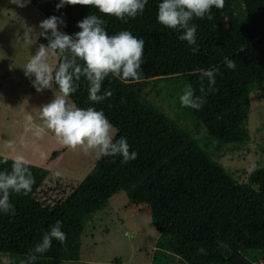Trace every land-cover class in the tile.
<instances>
[{"label": "trees", "instance_id": "16d2710c", "mask_svg": "<svg viewBox=\"0 0 264 264\" xmlns=\"http://www.w3.org/2000/svg\"><path fill=\"white\" fill-rule=\"evenodd\" d=\"M162 0H148L142 14L123 22L101 14L94 6L61 4V0H30L45 17L61 18V31L74 35L78 22L89 15L104 21L109 35L129 31L145 41L143 79H106L103 90L112 96L99 104L88 101L83 79L68 99L80 108L103 111L113 125L114 138L123 136L138 158L121 164V157H97L91 169L69 192L55 199L38 194L48 170L27 162L35 184L28 195L11 193L16 214L0 212V253L8 264H26L28 253L56 221H62L68 236L65 248L53 240L52 249L39 255L35 264H85L80 260V235L84 216L122 191L129 203L146 205L158 232L152 264H258L264 261V163L252 170L246 181L234 179L201 144L190 129L167 115L147 98L149 78L169 81L170 100L180 103L184 85L199 93L198 68L220 69L218 91L209 94L201 110L183 107L184 116L205 127L214 148L248 139L250 93L264 87V0H226L225 8H213V20L194 19L197 44L181 41V32L158 22ZM39 45L48 44L41 35ZM50 34V33H49ZM236 61L227 69L224 57ZM62 57L57 53L53 68ZM207 82L205 81V84ZM58 90V85H53ZM216 152V151H215ZM57 154L54 150L51 156ZM7 159L8 163L2 161ZM15 158L0 155V171H11ZM224 241L230 252L217 248ZM204 247L207 254L198 255Z\"/></svg>", "mask_w": 264, "mask_h": 264}, {"label": "clouds", "instance_id": "9594fccd", "mask_svg": "<svg viewBox=\"0 0 264 264\" xmlns=\"http://www.w3.org/2000/svg\"><path fill=\"white\" fill-rule=\"evenodd\" d=\"M19 7H25L30 0H12ZM226 0H162L158 5V22L169 29L181 32V41L188 45L197 44V25L194 19L213 20V8L223 10ZM65 4L94 6L101 14L113 16L123 22L128 18L135 19L145 10L148 0H61ZM65 22L58 17H50L41 22L43 35L48 44H41L35 55L24 66L25 75L33 79L32 85L37 92L52 89L54 99L41 108L43 127L35 130L36 136H42L44 129L50 130L67 147L80 149L85 154L95 151L99 157H121V164H127L138 158V153L130 151L126 137L114 138L113 125L104 112L95 107L80 108L69 102L83 79L88 85V101L99 104L112 96V91L103 90L106 79L121 81H140L143 79V53L145 41L138 39L129 31L109 35L104 21L97 15H89L78 22L81 31L68 35L60 30L59 25ZM50 33V34H49ZM30 37L25 33V38ZM59 53L62 61L57 68L49 64V57ZM227 69L235 70L236 61L224 57ZM199 93L191 83L184 85L179 97L182 107L201 110L209 94L218 91L216 88L220 69L198 68ZM205 81L207 82L205 84ZM4 164L8 163L5 159ZM35 184V178L23 156L16 157L11 164V171H0V212L15 215L11 203V193L28 195ZM62 221H56L43 234L40 241L28 253L26 264H35L39 255L52 249L53 240L67 247L68 236L62 231ZM217 248L230 252V246L224 241H216ZM198 255L207 254V249H197Z\"/></svg>", "mask_w": 264, "mask_h": 264}, {"label": "rangeland", "instance_id": "374dc122", "mask_svg": "<svg viewBox=\"0 0 264 264\" xmlns=\"http://www.w3.org/2000/svg\"><path fill=\"white\" fill-rule=\"evenodd\" d=\"M44 20V15L31 3L25 7H19L12 0H0L1 103L5 100H15V92L12 88L16 87L20 79L24 84L27 83L24 78V66L40 47L37 36L41 22ZM26 32L30 34L28 39L25 38ZM56 58L57 54L49 57L48 62L52 67ZM13 70L17 73L16 83L10 82V78L3 80V76L7 77V74L11 76ZM149 81L144 89L147 98L167 115L190 129L201 144L208 142L207 147L214 152L216 160L234 179L246 181L250 172L264 163V87H257L250 93L248 139L238 147L224 144L214 148L212 141L208 140L205 127L185 117L181 103L176 104L174 100L169 99L167 96V92H171L169 81L157 77L149 78ZM3 89H6L5 95H1ZM55 91L57 90L52 88V93L47 92L49 101L46 104L55 98ZM7 94L8 98L5 97ZM28 100L34 106L33 99L28 98ZM69 102L72 103L70 100ZM13 110H17L15 105ZM32 112L34 113L35 110L32 109ZM7 115H9L8 112ZM19 134L22 135L19 138V143H21L19 149L22 151L18 152L24 154L34 152L44 159L52 150L58 151L59 149L54 135L38 137L33 131L30 130L27 134L23 129L19 130ZM27 137L30 141L25 144ZM53 145L55 147L51 151H44L46 147L50 148ZM71 152L68 151L65 154L68 160L55 164L56 169L68 166L69 171L55 175L52 172L51 177L48 176L41 183L38 190L39 195L44 197L46 193L51 199L62 197L83 178L82 176L86 173L85 166L83 169L70 170L80 163L76 154H71ZM157 236L158 232L150 220L146 205L136 206L129 203L125 193L119 191L113 194L103 207L84 216L80 235V260L85 264H152L151 258ZM0 264H8L7 254L0 253ZM259 264H264V261Z\"/></svg>", "mask_w": 264, "mask_h": 264}, {"label": "crops", "instance_id": "0c3cea01", "mask_svg": "<svg viewBox=\"0 0 264 264\" xmlns=\"http://www.w3.org/2000/svg\"><path fill=\"white\" fill-rule=\"evenodd\" d=\"M57 59V58H56ZM54 66V64H53ZM16 75L17 73L13 70L12 75L10 76L7 74V77L3 76V80L11 79L10 82L16 83ZM24 78L27 80V83L24 84L21 79L19 80V85L17 84L16 87H13L15 92V100H5L0 105V155L10 156L12 158H16L18 156H23L26 162L42 166L48 170V174L46 175L45 179L52 174V172L55 174H61L64 172L69 171L68 166L63 168L56 169V163L60 161H66L67 156L65 155L68 151H72L71 154H76V157L80 159V163L72 167L70 170L73 169H83L84 166L86 168V173L91 169L93 166L97 154L95 151H90L89 153L85 154L82 150L78 149H71L67 146H65L50 130H47L46 128L43 131L42 137H52L54 135L56 137L55 143L59 147L57 154L54 156H51V149L55 147L54 145L49 147H46L44 151H51L49 155H47L44 159L41 158L38 154L36 155L34 152L24 154L21 149H19V138H21L19 134V130L23 129L24 132L27 134L29 131H33L35 133V130L37 128L43 127V120L41 119V108L49 101V98L47 96V92L52 93V89H46L43 92H37L36 89L32 85V80L35 79V77H27L26 75ZM55 89V87L53 86ZM56 90V89H55ZM6 94V89H3L1 95ZM8 94L5 96L6 98ZM33 99L34 106H32L31 102H28V98ZM70 100V99H69ZM14 105L16 106L17 110H13ZM32 109L35 110V112H32ZM7 112L9 115H7ZM16 136H13V135ZM20 136V137H19ZM25 137V136H23ZM30 139L25 140V144H28ZM96 157V158H91ZM47 158V159H46ZM93 159V161H92ZM46 160V161H45ZM45 162V163H44ZM68 167V168H67ZM85 173V174H86ZM84 174V175H85ZM83 175V176H84ZM60 176V175H59ZM82 176V177H83ZM51 177V176H50ZM44 179V180H45Z\"/></svg>", "mask_w": 264, "mask_h": 264}, {"label": "bare ground", "instance_id": "6f19581e", "mask_svg": "<svg viewBox=\"0 0 264 264\" xmlns=\"http://www.w3.org/2000/svg\"><path fill=\"white\" fill-rule=\"evenodd\" d=\"M260 263H262V262H260ZM259 264V263H258Z\"/></svg>", "mask_w": 264, "mask_h": 264}]
</instances>
